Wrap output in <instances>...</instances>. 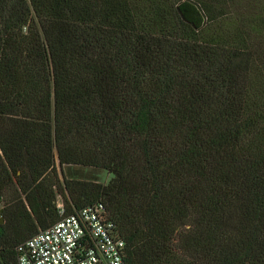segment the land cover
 <instances>
[{
	"label": "trees",
	"instance_id": "obj_1",
	"mask_svg": "<svg viewBox=\"0 0 264 264\" xmlns=\"http://www.w3.org/2000/svg\"><path fill=\"white\" fill-rule=\"evenodd\" d=\"M57 195L125 264H264V0H0V264Z\"/></svg>",
	"mask_w": 264,
	"mask_h": 264
},
{
	"label": "built area",
	"instance_id": "obj_2",
	"mask_svg": "<svg viewBox=\"0 0 264 264\" xmlns=\"http://www.w3.org/2000/svg\"><path fill=\"white\" fill-rule=\"evenodd\" d=\"M15 248L16 264H125L124 242L102 203L66 214Z\"/></svg>",
	"mask_w": 264,
	"mask_h": 264
},
{
	"label": "rangeland",
	"instance_id": "obj_3",
	"mask_svg": "<svg viewBox=\"0 0 264 264\" xmlns=\"http://www.w3.org/2000/svg\"><path fill=\"white\" fill-rule=\"evenodd\" d=\"M28 1L31 2V0ZM63 169L66 171L68 175L75 174L78 177L77 180H79L80 182H85L86 184H88V186L92 184L106 185L109 182V180L112 178V175L104 169L79 167V166L60 167L56 162V171L60 181L63 178V174H62ZM57 202L59 203L61 202L64 205V201L60 195L59 196L57 195L56 197V203Z\"/></svg>",
	"mask_w": 264,
	"mask_h": 264
}]
</instances>
